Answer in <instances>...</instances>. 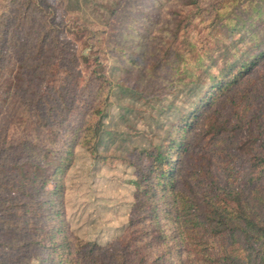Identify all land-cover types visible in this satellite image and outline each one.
Listing matches in <instances>:
<instances>
[{
	"label": "trees",
	"instance_id": "trees-1",
	"mask_svg": "<svg viewBox=\"0 0 264 264\" xmlns=\"http://www.w3.org/2000/svg\"><path fill=\"white\" fill-rule=\"evenodd\" d=\"M199 3L200 0L185 1L186 5L197 9L201 8ZM128 9L130 12L124 14L114 11L125 20V29H130L138 21L149 24L150 14L143 13L144 10L135 3ZM226 14L221 10L210 20L214 21L216 16L223 18ZM195 16L191 15L189 22ZM250 19L231 13L226 23L228 33L249 28L245 24ZM63 25L57 10L48 0H0V80L10 72L6 80L10 81L9 88L15 86L30 93L31 102L26 104V109L33 112V117L37 116L38 122H44L50 138V143L43 147L32 138L10 141L0 127V264L5 263L4 258L8 254L2 250L5 248L8 251L22 249L18 255L22 256L20 264H134L135 258L142 254L134 249L135 245L123 239L104 245L74 237L69 234L60 214L62 173L71 161L74 145L82 143L92 148L98 144L99 127L93 118L104 108L100 102H103L108 83L105 72L107 55L123 49L117 41L105 37L100 28L87 27L85 35L77 37L80 43L91 48L90 54L96 53L94 63L87 56L83 60L86 67L91 68L98 87L92 97L94 106L90 118L82 120L79 117L76 120L82 122L65 125L68 114L75 107L73 102L83 71L76 70L81 61L78 51H70L68 42L62 40ZM204 28L208 32L210 26ZM127 30L119 31L117 38L120 34L125 35ZM145 32L142 34L146 35ZM126 34L132 33L127 31ZM249 35L253 38L250 43L243 45L241 40L236 43V50L232 53L234 60L226 58L222 62L223 57H217L214 51L213 63H208L204 53L193 43L189 27L178 25L173 32L177 46H174L173 55L167 62L177 71L182 69L183 78L196 80L206 77L211 80V86L201 92L200 101L196 104L199 113L179 116L168 147L145 152L146 163L140 169V178L145 183L142 201L147 202L143 209L150 221L147 219L149 224H143L141 237L152 231L155 237L163 236L162 245H169L166 239L172 236V230L178 245L171 244V249L164 254L171 259L176 258L181 264H264L262 121L257 122L261 129L257 139L260 143L250 148L251 156L242 176L231 163L233 158L230 155L227 159L230 165L226 166L223 179L219 173L211 171L210 181L196 184L190 192L178 187L176 180L177 168L183 165L182 158L176 161V157L184 154L188 145L194 143L191 137L194 116L199 114L201 118L232 84L264 63V24L258 29H250ZM59 98H62L61 103H58ZM222 126L212 136L214 146L227 132L226 124ZM18 145L23 146V153ZM211 151L210 146L209 153ZM51 158L56 161L55 166L50 165ZM14 180L26 188L19 192L22 198L19 203H14L15 196L12 195L18 194ZM159 193L164 194L157 197ZM165 194L169 199L160 207L157 201ZM143 202L141 205H145ZM163 215L166 217L162 218L169 219L168 227L160 218ZM27 221L35 231L30 232ZM13 254L16 256V252ZM146 254L143 255L145 261ZM161 256L159 254L155 259L161 260Z\"/></svg>",
	"mask_w": 264,
	"mask_h": 264
},
{
	"label": "rangeland",
	"instance_id": "rangeland-1",
	"mask_svg": "<svg viewBox=\"0 0 264 264\" xmlns=\"http://www.w3.org/2000/svg\"><path fill=\"white\" fill-rule=\"evenodd\" d=\"M48 1L64 23L62 40L68 42L70 51L76 49L81 57L76 70L83 71L73 102L75 107L68 114L65 125L82 122L76 120L79 117L82 120L90 118L94 106L92 97L98 87L91 68H87L83 60L87 56L94 63L96 53L90 54L91 48L80 43L77 37H83L87 27L100 28L105 37L117 41L123 48L109 52L105 61L108 83L103 102H100L104 108L100 115L93 118L100 133L97 147L88 148L82 143L74 145L71 161L62 173L60 214L69 234L104 245L123 239L142 253L135 258L134 264H181L176 258L171 259L164 254L171 244L178 245L172 230V236L166 239L169 245H162L163 236L155 237L152 231L145 232L141 237L143 224L148 225L150 221L143 209L147 202L142 201L145 183L140 178V169L146 163L145 152L166 149L179 116L199 113L196 104L200 101L201 92L211 86V80L206 77L196 80L183 78L182 69L177 71L167 62L173 55L174 46H177L173 32L178 25L189 27L193 43L204 53L208 63H213L214 51L217 57H223L222 62L226 58L232 61L236 43L240 40L243 45L250 43L253 39L249 35L250 29H258L264 24V0H200V9L186 5V0ZM133 3L143 9V13L150 14L149 24L138 21L127 30L125 20L114 11L129 13L128 6ZM221 10L227 13L223 18L216 16L214 21L210 20ZM231 13L251 17L245 24L249 28L234 32L236 35L228 33L226 23ZM193 14L196 16L189 22ZM207 26H210L208 32L204 28ZM122 30L132 34L127 35L126 31L125 35L120 34L117 38V33ZM143 31L146 35L142 34ZM226 46L228 50L224 49ZM263 72L264 63H261L252 73L232 84L201 118L199 114L194 116L191 133L194 143L188 145L184 154L176 157V161L179 158L183 160L182 168H177L178 187L190 192L196 184L210 181L211 171L219 173L221 179L225 178L230 155L233 158L231 163L243 175L251 156L250 148L260 143L257 139L261 129L257 122L262 121L264 125ZM9 73L0 80V127L3 128V135H7L10 141L32 138L39 146H47L50 138L46 125L38 122L37 116L33 117V112L26 109V104L31 102L30 93L15 86L9 88L10 81H6ZM60 101L62 98L58 99V103ZM223 123L227 132L223 140L214 146L212 136L223 127ZM210 146L213 151L209 153ZM18 148L23 153V146L18 145ZM49 163L56 165L53 158L49 159ZM14 185L18 188V194H12L15 196L14 203H19L22 201L19 192L26 188L16 184L15 180ZM162 194H157V197ZM168 199V194H165L157 204L163 207ZM162 221L168 227L169 219L162 218ZM28 226L30 232L35 231L31 230L33 225ZM2 250L8 252L4 264H20L22 256L18 255L21 248ZM145 253L146 261L143 259ZM159 254L162 255L161 260H156Z\"/></svg>",
	"mask_w": 264,
	"mask_h": 264
}]
</instances>
